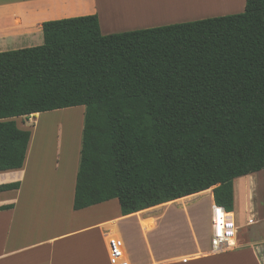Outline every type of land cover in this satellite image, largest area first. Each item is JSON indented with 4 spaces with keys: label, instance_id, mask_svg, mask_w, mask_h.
<instances>
[{
    "label": "trees",
    "instance_id": "obj_1",
    "mask_svg": "<svg viewBox=\"0 0 264 264\" xmlns=\"http://www.w3.org/2000/svg\"><path fill=\"white\" fill-rule=\"evenodd\" d=\"M43 32L0 52V171L25 161L31 131L16 117L85 106L76 210L118 198L129 215L210 188L234 210L235 179L264 169V0L111 34L97 14Z\"/></svg>",
    "mask_w": 264,
    "mask_h": 264
},
{
    "label": "crops",
    "instance_id": "obj_2",
    "mask_svg": "<svg viewBox=\"0 0 264 264\" xmlns=\"http://www.w3.org/2000/svg\"><path fill=\"white\" fill-rule=\"evenodd\" d=\"M152 1L159 9L150 18L136 13L121 17L118 9L127 6L130 0H0V52L43 44V23L50 20L97 14L102 33L111 34L240 13L246 6V0H207L208 12L185 18L176 12V0ZM108 21L123 22L111 27ZM47 112L23 116L34 123L30 128L27 122L21 127L31 131L24 164L19 169L0 171V185L20 182L18 189L0 191V206L13 205L0 210V264H111L109 238H123L120 224L135 217L140 218L135 238L141 233L145 238L133 244L123 239L130 264H264V238L259 239L250 228L239 235L237 226L234 246L221 252L211 249L212 228L210 243L201 242L195 232V241L185 245L152 240L143 225L145 215L186 199L179 198L129 215L122 214L118 198L76 210L79 162L74 164L67 157V162L61 164L59 155V160L49 162L47 157H38L34 151L39 118ZM246 184L245 192L252 182ZM235 191L234 184V209ZM208 192L215 204L212 188L189 195L188 199ZM230 214L234 217V210ZM148 218L153 226L156 217ZM247 222L250 225L257 220L249 218Z\"/></svg>",
    "mask_w": 264,
    "mask_h": 264
},
{
    "label": "rangeland",
    "instance_id": "obj_3",
    "mask_svg": "<svg viewBox=\"0 0 264 264\" xmlns=\"http://www.w3.org/2000/svg\"><path fill=\"white\" fill-rule=\"evenodd\" d=\"M176 1V12L183 14L185 18L199 16L200 14H205L204 12H208L209 10L207 0ZM156 6L152 0H130L127 6H123L118 10L120 11L122 9L129 8L131 11L130 13L124 11L119 12L121 17H125L127 15L129 16V14L136 13L139 17L149 16L151 18L152 13L157 10V8L159 9V7ZM108 22L111 27H114L112 25L118 27L120 26L119 22L123 21ZM138 22L144 23L147 21ZM85 110V106L63 108L49 111L45 113L41 118H39L41 122L38 125V128L36 130L37 132L35 131L34 140V151L36 155L38 157H47L49 159V162L59 160V155L61 157V164L67 162V157L71 158L70 162L78 164V162H80L81 156ZM16 121L19 127H23L22 125L25 124V122H27V127H29V125H34L33 122L30 123L29 121H27L25 117H20ZM74 125L77 129L75 149L70 146V141L68 137V134L71 133L74 128ZM73 151L74 153H71ZM243 181L252 182V186L247 192L244 193L241 200L239 201L238 193L235 191L234 226H239V235L242 234V231H247L250 228V230H252L253 232L255 231L258 234L259 239H263L264 169L259 172L253 173V175H251L250 177L243 176V178L239 177L235 179V188L238 184H243ZM212 204L213 199L211 198V193L208 192L202 195H196L191 199H186L182 202L172 203L163 208L158 209L157 211L146 214L144 218L145 223H143V225L144 228L146 227V224L150 225V229L147 228V230H149L150 238L160 243L174 245L189 244L195 241L194 232L201 242L210 243ZM148 217H156V221L150 218L153 220V226H151L152 223L148 221ZM249 218H255L257 222L248 225L247 221H249ZM120 227L123 232L122 237L126 243L128 242L130 244H133L134 242L143 241V238H145L143 236L144 234L142 235V233L140 237L135 238L137 229H140L139 217L131 218L128 221L122 222L120 224Z\"/></svg>",
    "mask_w": 264,
    "mask_h": 264
},
{
    "label": "built area",
    "instance_id": "obj_4",
    "mask_svg": "<svg viewBox=\"0 0 264 264\" xmlns=\"http://www.w3.org/2000/svg\"><path fill=\"white\" fill-rule=\"evenodd\" d=\"M145 228L149 229L150 225L146 224ZM211 228V249L213 252L225 251L234 246L237 233L234 217L230 216V212L226 211L224 207L217 204L212 205ZM108 245L111 264H130L123 238L112 236L109 238Z\"/></svg>",
    "mask_w": 264,
    "mask_h": 264
},
{
    "label": "bare ground",
    "instance_id": "obj_5",
    "mask_svg": "<svg viewBox=\"0 0 264 264\" xmlns=\"http://www.w3.org/2000/svg\"><path fill=\"white\" fill-rule=\"evenodd\" d=\"M213 8H217V7H213ZM126 10H127V11H125V10L123 9V10H120L119 12H123V11H124V12H130V9H129V8H127ZM143 10H145V9H143ZM112 12H113V14H115L116 11L113 10ZM117 12H118V11H117ZM40 114H43V113H37L36 115H40ZM42 116H43V115H42ZM42 116H40V117H42ZM49 116H51V115H49ZM34 117H36V116H34ZM76 131H77V129L75 128V125H74L73 130L71 131V133L68 134L69 141H70V146H72L73 149H75V145H76V136H77ZM71 153H74V151L71 152ZM251 175H253V174H251ZM251 175L244 176V177H250ZM242 178H243V177H242ZM244 180H245V178H244ZM243 182H244V181H243ZM246 183H248V182H244L243 184H238V185L236 186L237 193H238V201L241 200V195H242L243 192H245L246 185H247ZM230 216H232V214H230Z\"/></svg>",
    "mask_w": 264,
    "mask_h": 264
}]
</instances>
